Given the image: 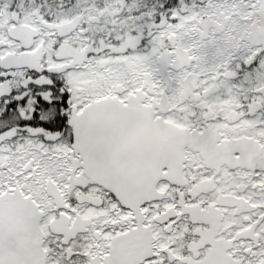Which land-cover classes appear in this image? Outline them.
Returning <instances> with one entry per match:
<instances>
[{"label":"snow or ice","instance_id":"1","mask_svg":"<svg viewBox=\"0 0 264 264\" xmlns=\"http://www.w3.org/2000/svg\"><path fill=\"white\" fill-rule=\"evenodd\" d=\"M0 264H264V0H0Z\"/></svg>","mask_w":264,"mask_h":264}]
</instances>
